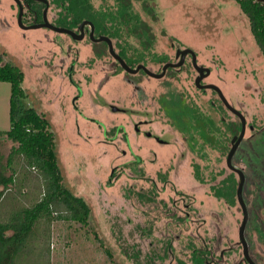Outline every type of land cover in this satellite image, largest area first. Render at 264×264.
Wrapping results in <instances>:
<instances>
[{
	"label": "rangeland",
	"instance_id": "374dc122",
	"mask_svg": "<svg viewBox=\"0 0 264 264\" xmlns=\"http://www.w3.org/2000/svg\"><path fill=\"white\" fill-rule=\"evenodd\" d=\"M131 1V15L144 18V25L157 31L158 40L153 48L163 54L159 56L174 57L175 48L171 47V42L177 38L185 45L194 46L214 68L228 100L244 111L256 127H263L253 137L242 141L233 163L246 171L245 190H251L255 205L264 204V54L252 33L249 18L235 0H150L152 2L147 1L145 5L138 0ZM94 2L97 6L100 0ZM16 7L14 0H0V51L5 61L18 65L25 72L23 87L28 95L27 102L52 123L64 183L89 203L91 213L86 225L72 220L40 218L15 264H193L191 250L209 242L215 253L221 248L226 250L228 257L222 264H238L242 256V245L238 241L242 208L236 198H228L226 202L214 200L211 186L230 174L236 188L238 186V174L228 168L226 158L232 139L239 132L229 129L226 120L236 122V128L240 121L221 106L217 94L212 90L194 89L192 81L184 78L192 90L186 99L216 123V127L207 130L206 136L205 130L203 133L192 130L185 138L175 133L174 121L160 107L168 93H177L173 74L170 72L168 79L154 81L153 86H147L151 99L148 107H141L144 117L151 120L144 128L152 132L161 128L163 138L168 137V132L175 133L176 137L170 139L182 144L179 148L183 154L176 153L175 145L168 147L152 140H147L148 144L143 147L125 146L120 142L123 132L116 131L115 126L127 123L126 119L121 113H113L108 104L126 106L127 98L122 94V86L113 83L108 88L113 78L110 80L107 68L104 71L102 66L108 59H99L84 41H72L63 33L48 29L22 31L13 18ZM51 9V14L58 10L55 6ZM131 23L136 25L134 20ZM162 28L168 36L160 34ZM133 41L137 42L136 38ZM143 47L149 48L145 44ZM71 63H76L73 78L84 95L75 99L76 103L80 101L78 110L73 101L79 92L67 78V67ZM106 64L110 66L109 61ZM181 90L188 94L187 87ZM10 96L11 83L0 81V168L3 165L6 176L13 174L15 179L8 189L0 187L3 190L0 222L11 219L22 207L33 205L45 191L39 171L29 167L22 157L16 156L14 169L8 165L9 154L13 146H17L2 132L11 127ZM224 116L225 121L222 120ZM192 134L197 141L192 140ZM249 135L250 130L246 136ZM121 144L137 152L146 148L148 152L142 155L143 162H136L137 154L129 151L119 159ZM127 159L133 161L131 166L123 165ZM197 162L202 169L198 179L193 176ZM179 165L183 175L191 173V180L188 177L184 186L175 181L163 183L162 173L176 170ZM168 178H171L169 174ZM130 186L135 194L127 190ZM154 187L158 189L154 191L156 199L157 195L163 198L156 203L150 202L155 194ZM123 190L132 192L130 202L134 203L126 204L130 206L127 210L123 207L126 219L121 218L123 214L114 207V196L122 194ZM167 198L168 203H164ZM174 200L177 205L173 204ZM187 211H190L191 220L177 219L166 225L164 218L168 213L184 216ZM110 216L118 218L110 220ZM262 216L264 219V214ZM248 233L252 248L253 237L264 253L260 241L264 234L256 237ZM171 243L173 257L168 256L167 250ZM214 263L213 258L210 264Z\"/></svg>",
	"mask_w": 264,
	"mask_h": 264
},
{
	"label": "flooded vegetation",
	"instance_id": "af4514ba",
	"mask_svg": "<svg viewBox=\"0 0 264 264\" xmlns=\"http://www.w3.org/2000/svg\"><path fill=\"white\" fill-rule=\"evenodd\" d=\"M14 0V3L16 4V15L13 17L15 22L17 23V26L22 31H30V30H52L56 33H63L64 35H67L70 37L72 41H84L86 46L91 48V51L96 53L99 56V59L101 57L104 59H108L109 64H106L107 61L102 65L104 68V71H106V68L109 73L110 80L113 78L114 85H120L123 88L122 94H125V105L126 106H117L116 104L109 103V108L113 111V113H121L124 115V119H126L127 123H120L115 126L116 131L122 130L123 136L120 138V142L122 141L125 146L127 144L128 147L130 146H146V143L148 144L149 140H152L153 142H157L159 145H165V146H176L177 152L181 155L183 154L182 149L179 148L180 145L176 143V141H172L170 138H175V133H181L184 135L183 137L187 138L185 134L190 133L192 130L197 131L201 133L202 130H205V132L202 133L204 136H206L207 130L210 128L216 127V123L214 119L208 114H203L202 111H198V107L194 106V103L191 104L186 97L191 95L192 90L189 84L186 83L184 78H188L189 81H192V87L198 88L199 90L208 91L212 90L217 95L216 97L220 100V104L224 109H226L230 114H232L235 118H237L240 123L238 127L236 128V122L234 121H227L225 116L222 118L223 121L226 120V124L228 125L229 129H238L237 133L233 139L234 141L235 137L240 136V134L243 131V127L245 125V132L244 137L241 140L240 144L238 145L236 152L239 150L240 145L242 141L248 137L251 138L254 136L255 132L261 130L263 127L258 128L254 125V123L250 122L248 116L244 111L239 109L238 107L234 106L227 98L218 77L215 76L214 68L211 66L210 63H206L203 58V53H201L199 50H196L194 46H190L188 44H183L181 40L178 38L176 41L171 42V47L175 48L174 50V57L167 58V56H159L163 54H159L158 52H155L153 46H156V42L158 40L157 38V31L154 30L150 25L146 26L144 25L145 20L144 18H140L138 16L133 17L131 13V0H100L98 2V5H95V0H86L87 4L90 6V11H83V14L77 13L70 8V0ZM99 1V0H97ZM148 2H152L150 0H138V2L145 5ZM155 2H157L155 0ZM152 5V4H151ZM56 7L58 10L51 14V8ZM12 9V6L9 7ZM20 14H21V20H20ZM132 14V15H131ZM156 16H152V19H155ZM20 20V22H19ZM135 21L136 25L133 26L131 21ZM42 24H47L42 26ZM55 27H61L65 28V32H61L55 29ZM160 34L163 36L167 35V31L160 29ZM168 36V35H167ZM133 38H136L137 42L133 41ZM41 39V38H39ZM147 46L149 48H144L143 46ZM151 47V50H150ZM185 52V53H184ZM45 56V55H44ZM105 56V57H104ZM108 57V58H107ZM156 62L150 63V62ZM161 63V65L157 67V64ZM68 75L67 78L70 81V83H73L77 90L78 94L74 97L73 105L75 106V109L78 110L79 102L76 103L75 99L82 98L83 91L80 88L79 84H75V80L73 78L74 71L77 70L76 63H71L67 67ZM171 72L173 74V80L176 84V90L177 93L170 92L167 96H165L160 103V107L162 108V112H165L171 120L174 121V126L176 127L175 133L173 135L172 132H168L166 134L168 137L163 138L161 135L160 129L156 132H152L149 129L144 128L145 126H149L151 120L146 119L144 117V112L142 111L141 107L147 108V103L150 99V93L147 89V86L151 87L150 85H154L153 83H156L154 81L160 80V79H168V74ZM173 72V73H172ZM217 78V80H216ZM187 84V85H186ZM187 87L188 94H184L181 89ZM121 88V87H120ZM191 92V93H190ZM133 93L134 96L132 97L130 94ZM190 93V94H189ZM194 95V94H193ZM224 95V96H223ZM226 98V101L224 98ZM134 98V99H133ZM109 100V99H108ZM106 100V102L108 101ZM126 100L131 101L129 104L126 102ZM134 100V103L132 102ZM75 102V103H74ZM132 103V104H131ZM107 107V106H106ZM38 110V109H37ZM82 111V110H81ZM147 111V110H146ZM145 111V113H146ZM240 112L243 117L238 113ZM48 118V117H47ZM49 119V118H48ZM50 120V119H49ZM51 122V121H50ZM111 122V121H109ZM52 124V123H51ZM103 125V124H101ZM132 127V129H131ZM133 130V131H131ZM190 130V131H189ZM248 130H250L251 135L246 136ZM189 131V132H188ZM165 132V131H164ZM167 133V132H165ZM195 133V132H194ZM118 133L114 134L113 137H115ZM203 138H200L203 143ZM193 138L192 140L197 141L194 134L191 135ZM180 139H182L180 137ZM148 140V141H147ZM178 140V139H177ZM107 140H104L106 142ZM236 141V140H235ZM191 142V140H190ZM193 143V142H192ZM235 143V142H234ZM122 144L120 145L122 147ZM193 145V144H192ZM133 146V147H134ZM233 146V143H232ZM232 148V147H231ZM122 154L119 155V159L121 156H127L128 151L130 154H137L136 155V162H143L142 157L143 154H146L148 150L146 148H143L141 151H135L133 148L127 150V148H121L120 149ZM139 150V149H137ZM231 150V149H230ZM229 150V152H230ZM228 152V154H229ZM140 153V154H138ZM177 154V155H178ZM235 154L232 157V166L235 168L241 169L245 175V182L243 186V199L245 202V205L248 210V219L247 223L244 228L243 237H241V227L243 226L244 220H245V210L243 208V205L241 204L239 200V184H240V174L237 170L233 169L228 164V155L226 158V164L231 171L238 174L239 180H238V186L236 188L234 184V178L230 174L229 176H225L220 178L219 182L217 184H213L211 186V190L213 192V199L219 200L225 202L228 198H233L238 200L239 205L242 208L243 212V219L242 223L239 227V243L242 245V256L240 262L238 264H264V253L263 250L260 249L255 239H253L251 242L254 243V248H252L250 241L248 240L247 231H249L252 235H258L264 234V219L262 218L264 214V204L259 205L258 207L255 205L252 199V192L251 190L248 192L245 190L246 185V178L247 173L243 168L237 167L233 161ZM143 155V156H142ZM131 157V156H129ZM118 159V160H119ZM154 161V160H153ZM170 162V160L168 161ZM123 164L124 166H131L133 161L130 159H127ZM178 169V170H177ZM176 170H171V172H166L165 174L162 173L161 175V181L163 183H171L172 181H175V184H180L181 186H184L188 180H191V173L188 174L185 172V174H182L180 165L178 166ZM164 171V170H163ZM175 171V172H174ZM174 172V173H173ZM171 176V178H168V174ZM199 173L202 174V169L200 168V163L194 164V172L193 176L197 179L199 178ZM222 173V170L221 172ZM119 175H122V173H119ZM175 175V176H174ZM120 177L116 176L115 178ZM217 176L215 177V179ZM171 181V182H170ZM154 184H156L155 181L152 180ZM173 186V185H172ZM254 188V187H252ZM145 189V188H144ZM156 189V192H158L157 187H154L152 192H154ZM255 189V188H254ZM127 190H131L133 194H135L134 189L132 190V186L128 187ZM146 190V189H145ZM177 191L178 189L175 188ZM236 190V194H235ZM126 193L125 190L122 191V194H118L117 196H114V207L119 211L120 215L123 214L124 217H121L119 214H116L119 218H127V215L124 213V210L126 208H130V206H126V204L129 203V205L134 203H131V194L132 192ZM253 191V190H252ZM156 192L155 194L151 196L150 202H155L157 199L163 200V198H159L157 195L156 199ZM176 193V192H175ZM132 194V195H133ZM236 196V197H235ZM246 197V198H245ZM168 198L165 200L164 203H168ZM173 204L177 205V203L173 202ZM123 205V206H121ZM256 206V207H255ZM125 207V208H123ZM251 209L253 210V213L251 212ZM253 214V216L251 215ZM115 216V215H114ZM170 216V217H168ZM168 216L165 219L166 225H169V223H173L177 219L181 221H188L191 220L190 211H187L185 215L178 214L176 216L175 212L168 213ZM113 220L116 217L110 216ZM117 217V218H118ZM116 218V219H117ZM129 219V218H128ZM251 220V223H250ZM178 221V220H177ZM250 223V228L248 229ZM151 230V229H150ZM257 237V236H256ZM179 237H177L178 240ZM243 238L245 240V243L243 241ZM181 239H179L180 241ZM172 241V239H171ZM261 243L264 245V235L262 239H260ZM210 243V242H209ZM204 244V247H198L194 246V249L191 250L190 257H193V264H210L212 259H215V263H225L226 257H228L225 253L226 250H223V248L220 249L219 253H215L213 248H211V244ZM245 244L247 246V249L245 247ZM168 247V246H167ZM172 247L173 243H171V246H169L168 250V256H172ZM218 248V247H216ZM219 250V249H218ZM259 251V252H257ZM257 252L258 254H256ZM258 256L259 258H257ZM139 258H142V255H138ZM176 257V256H175ZM214 262V260H213ZM214 263V264H215Z\"/></svg>",
	"mask_w": 264,
	"mask_h": 264
},
{
	"label": "trees",
	"instance_id": "16d2710c",
	"mask_svg": "<svg viewBox=\"0 0 264 264\" xmlns=\"http://www.w3.org/2000/svg\"><path fill=\"white\" fill-rule=\"evenodd\" d=\"M247 15L255 40L264 54V0H235ZM57 2H59L57 0ZM71 10L78 14L90 11L86 0H70ZM25 72L15 64L5 61L0 51V81L11 83L9 130L2 131L17 146H13L8 165L14 169L16 156L22 157L29 167L36 168L45 183L43 197L31 206L22 207L11 219L0 222V264H15L27 238L40 218L51 221H78L88 224L91 207L79 195L74 194L64 183L62 170L56 154V141L50 120L27 102L23 87ZM5 167L0 168V187L15 179L6 176ZM3 190L0 189V198Z\"/></svg>",
	"mask_w": 264,
	"mask_h": 264
},
{
	"label": "water",
	"instance_id": "95a60500",
	"mask_svg": "<svg viewBox=\"0 0 264 264\" xmlns=\"http://www.w3.org/2000/svg\"><path fill=\"white\" fill-rule=\"evenodd\" d=\"M20 20H21V14H20ZM20 20H19V22H20ZM44 25H47V24H44ZM44 25L42 24V26H44ZM55 29L58 30V31H61V32L69 31V30H66L65 28H61V27H55ZM184 53H185V52H184ZM223 96H224V95H223ZM223 98H224V100L226 101V98H225V97H223ZM226 102H227V101H226ZM237 112H238V111H237ZM238 113L242 116V118H244L243 115H242L240 112H238ZM244 120H245V118H244ZM244 132H245V125H244V127H243V131H242V133L240 134V136L235 137V139H234V141H233V146H232V148H231V150H230V152H229V154H228V164H229L233 169L237 170V171L239 172V174H240V184H239L238 194H239V200H240V202H241V204L243 205V208H244V210H245V220H244L243 226L241 227V237H243L244 228H245V225H246V223H247V219H248V210H247V207H246L245 202H244V199H243V186H244V182H245V175H244V173H243V171H242L241 169H238V168H235L234 166H232V157H233V155L235 154V151H236L238 145L240 144L241 140H242L243 137H244ZM235 140H236V141H235ZM234 142H235V143H234ZM243 241H244V243H245L244 238H243ZM245 247H246V249H247L246 244H245Z\"/></svg>",
	"mask_w": 264,
	"mask_h": 264
},
{
	"label": "crops",
	"instance_id": "0c3cea01",
	"mask_svg": "<svg viewBox=\"0 0 264 264\" xmlns=\"http://www.w3.org/2000/svg\"><path fill=\"white\" fill-rule=\"evenodd\" d=\"M112 82H113V81H112ZM112 82H111V83L108 82V83H109V87H108V88L111 87ZM105 86H106V84H105ZM107 115H108V114H107ZM171 150H172L171 152H173L174 149H171Z\"/></svg>",
	"mask_w": 264,
	"mask_h": 264
}]
</instances>
